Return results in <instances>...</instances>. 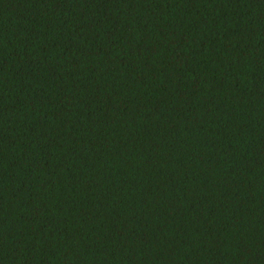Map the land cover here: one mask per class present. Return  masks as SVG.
<instances>
[{
	"label": "trees",
	"instance_id": "trees-1",
	"mask_svg": "<svg viewBox=\"0 0 264 264\" xmlns=\"http://www.w3.org/2000/svg\"><path fill=\"white\" fill-rule=\"evenodd\" d=\"M0 264H264V0H0Z\"/></svg>",
	"mask_w": 264,
	"mask_h": 264
}]
</instances>
